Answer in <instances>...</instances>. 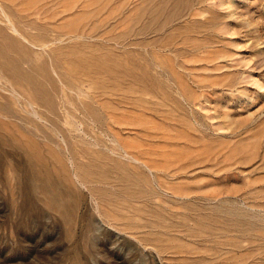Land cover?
I'll return each mask as SVG.
<instances>
[{
  "label": "rangeland",
  "instance_id": "1",
  "mask_svg": "<svg viewBox=\"0 0 264 264\" xmlns=\"http://www.w3.org/2000/svg\"><path fill=\"white\" fill-rule=\"evenodd\" d=\"M149 1H106L99 30L130 40L108 46L130 65L99 76L105 97L74 74L54 114L0 57V264H264V0ZM85 2L50 12L72 29ZM63 40L51 47L104 44Z\"/></svg>",
  "mask_w": 264,
  "mask_h": 264
},
{
  "label": "bare ground",
  "instance_id": "2",
  "mask_svg": "<svg viewBox=\"0 0 264 264\" xmlns=\"http://www.w3.org/2000/svg\"><path fill=\"white\" fill-rule=\"evenodd\" d=\"M57 1H59V2H57ZM9 0V1H7V0H0V4H1V9H2V14H4L3 16L5 17V20L4 19H1L0 20V57L2 58V66H4V67H6V68H4V69H6L5 70V72H7V70L11 73H15V74H13V76H14V80L16 81V83H18V84H21V86H23V84H26V85H29L30 86V88H31V91H30V96L32 97V102H29V103H35V101L36 102H38L39 104H40V106L42 105L43 107H45V109L46 108H48V109H50V111L52 112V113H59V108H58V103H57V101L56 100H58L57 99V96H58V94H59V92L61 93L62 92V89H61V87L62 86H64L65 88H63L64 89V91H67V89L66 88H68V89H74V84H73V82H72V76H75V75H77V76H75L77 79L78 78H80L81 80H83V81H85V83H86V86H89V87H94V90H96V89H98L99 90V88H100V86L102 85L101 84V82H100V75H105V74H107V75H110V76H113L114 75V77L115 76H119V78H123L121 75L122 74H120V75H115L116 74V72H121L124 68V66H121L120 64H121V60H122V58H123V56H121L122 58H121V60H119V61H114V60H112V58H114V54H115V50L113 51V50H110L109 48H108V46L109 45H111L110 43L112 42V41H116V43H119V41L122 39L123 41H122V43H126L127 41H128V39L125 41L123 38H126V36L125 35H123V33H122V35L121 34H119V36H117L116 38L115 37H112L111 36V34L113 33L110 29H109V31H105L104 30V32L102 31V32H100V26L102 25V23H103V21H104V19L105 18H102L101 19V21H99L100 19H99V17H100V15L102 14L103 15V10L107 7L106 5L108 4L105 0H103L104 2L101 4V7L99 8V9H94V10H92V12L91 13H87L86 11H88L87 9H88V7L90 8V6L91 5H86L85 3H87V2H85L82 6H80V10L82 11V14H83V12H84V14L83 15H80L81 14V12H79V13H75L76 14V16L73 18V16H72V18L73 19H69L68 21H67V19L65 20L66 21V23H69V21H70V23L71 22H73V24L75 25V24H77V23H75V21H77V20H80V19H82V21H83V19L85 18L84 16H86V17H90V16H88V15H91V17L92 18H94L95 20V22L96 23H94V21L92 20V18L90 19V21H93L92 22V24H93V26H90V27H88L86 24H83L84 25V28H82V29H80V28H78V27H80V25H82V23L81 24H79V26L77 25V27L76 26H74V25H71L73 28L71 29L70 27L68 28V30H66L67 28L65 27V23L64 22H62V23H60L59 21L61 20V19H58V16H57V13H52L51 14V12H50V9H53V8H51L52 6H55V5H57V4H59V3H62L64 0ZM66 1V0H65ZM85 1H88V0H85ZM95 1V2H94ZM92 0V2L89 0V2H90V4L92 3V6L93 5H95V4H93V3H96V5H97V3H101L102 2V0H100L99 2H97V0ZM110 1H112V2H114V4L115 3H117V0H110ZM118 1H120V0H118ZM149 1V0H148ZM157 1V0H156ZM159 1V0H158ZM162 1V0H161ZM172 2H173V0H171ZM174 1H177V0H174ZM184 1L185 0H183V3H184ZM187 1V0H186ZM37 2H39L38 4H39V6H37ZM88 2V3H89ZM150 2V1H149ZM160 2V1H159ZM168 2H170L169 0H168ZM179 2H181V1H178V2H174V3H179ZM188 2H190L189 0H188ZM188 2L186 3H184V5H182V6H185V4H187V6H188ZM87 3V4H88ZM157 3V2H156ZM155 2H154V4H156ZM163 3H164V5L165 4H167V3H165L164 1H163ZM171 3V2H170ZM169 3V4H170ZM182 3V2H181ZM182 3V4H183ZM34 4H36V5H34ZM145 4H146V2H145ZM150 4V6H148ZM147 6H148V8L149 7H152L153 8V6H154V4H153V6H151L152 4L151 3H149ZM158 4V3H157ZM160 4V3H159ZM158 4V5H159ZM173 4V3H172ZM172 4L170 5L171 7H172ZM33 5H34V7L35 6H37V7H35L34 8V10H31L32 8H33ZM109 5H111L110 3H109ZM174 5H177V4H174ZM180 5V4H179ZM11 6H13V8L14 7H17V8H19V7H21V9H22V7H24V6H28V8H29V10L28 11H30L29 12V16L27 15V16H25V17H21V16H18L17 14H14V13H12V12H10V7ZM32 6V7H31ZM91 6V7H92ZM106 6V7H105ZM146 6V7H147ZM168 6V5H167ZM181 6V5H180ZM30 7H31V9H30ZM159 7V6H158ZM176 7H178V5L176 6ZM186 7V6H185ZM184 7V8H185ZM189 7V6H188ZM188 7H186V10L188 9ZM27 8V7H26ZM26 8L24 9V11H27L26 10ZM147 8V9H148ZM151 8V9H152ZM154 8H156L157 9V11H158V13H159V11H161L162 9H161V7H160V9L158 10V8H157V5H156V7H154ZM162 8H165V6L163 7V5H162ZM183 9V7H180V10H182ZM20 9V10H21ZM70 9H72V8H70ZM70 9H68V10H70ZM156 9H154V10H151V12L152 11H155ZM168 9V8H167ZM167 9H164V12L166 13V11L165 10H167ZM173 9V8H172ZM171 9V10H172ZM178 9V8H177ZM176 8H174L173 9V11H176L177 10ZM16 10V9H15ZM73 10V9H72ZM146 10V9H145ZM179 10V9H178ZM1 11V10H0ZM28 11L26 12V14L28 13ZM54 11V10H53ZM79 11V10H78ZM91 11V10H90ZM94 11V12H93ZM148 11V10H147ZM157 11H155V12H157ZM185 11V10H184ZM183 11V12H184ZM23 12V11H22ZM71 12V11H70ZM150 11H148V13H149ZM167 12H168V10H167ZM61 13V12H60ZM158 13H156V14H158ZM164 13V14H165ZM177 13V12H176ZM176 13H174V14H176ZM182 13V12H181ZM180 13V14H181ZM59 14V13H58ZM151 14V13H150ZM149 14V15H150ZM168 14V13H167ZM169 16H171V11L169 12ZM179 14V15H180ZM70 15V14H69ZM138 15H140V14H138ZM153 15V14H152ZM166 15V14H165ZM142 16H144V15H142ZM141 16V17H142ZM147 17H148V15H146ZM151 16V15H150ZM156 16V15H155ZM154 16V17H155ZM168 16V15H167ZM172 16H173V14H172ZM171 16V17H172ZM183 16V15H182ZM1 17V16H0ZM3 17V18H4ZM68 17V16H67ZM134 17V16H133ZM152 17V16H151ZM153 17V18H154ZM160 17H162V16H160ZM164 17V16H163ZM64 18V17H63ZM62 18V19H63ZM108 18V17H107ZM106 18V19H107ZM148 18H150V17H148ZM148 18H146V19H148ZM157 18H158V16H157ZM168 18H170V17H168ZM45 19H48V20H50V21H45ZM89 19V18H88ZM87 19V20H88ZM98 19V20H97ZM124 19V18H123ZM122 19V20H123ZM131 19H133V18H131ZM152 19V18H151ZM150 19V20H151ZM156 19V18H155ZM158 19H160V18H158ZM157 19V20H158ZM178 19H180L179 17H178ZM84 20H86V19H84ZM99 22H97V21ZM121 20V21H122ZM125 20V19H124ZM149 20V19H148ZM153 21H154V23H155V21L156 20H154V19H152ZM170 20V19H169ZM174 20H177V18H174ZM81 21V22H82ZM110 21V20H109ZM135 21H138V18L137 19H135ZM171 21V20H170ZM59 22V23H58ZM84 22V21H83ZM88 22H89V20H88ZM152 22V21H151ZM122 23V22H121ZM124 23V22H123ZM137 23V22H136ZM135 23V24H136ZM158 22H156V24H157ZM168 23V22H167ZM170 23V22H169ZM174 23V22H173ZM114 24V23H113ZM112 24V25H113ZM146 24H148V23H146ZM161 24V23H160ZM86 25V26H85ZM104 25H106V24H104ZM164 25H166V23L164 24ZM169 26H170V24H168ZM167 25V26H168ZM172 25V24H171ZM67 26V25H66ZM70 26V25H69ZM147 26V25H146ZM148 26H150V25H148ZM157 26V25H156ZM158 26H159V24H158ZM168 26V27H169ZM68 27V26H67ZM164 27V26H163ZM66 28V29H65ZM102 29V28H101ZM119 29V28H118ZM140 29H141V27H140ZM139 29V30H140ZM147 29V28H146ZM149 29V28H148ZM151 29V28H150ZM149 29V30H150ZM152 29H153V25H152ZM159 29H160V27H159ZM158 29V30H159ZM164 29V28H163ZM165 29H166V26H165ZM165 29L163 30V31H165ZM106 30H108V29H106ZM135 31H137L138 32V29H134ZM155 30V29H154ZM156 30H157V28H156ZM154 31V35H156L157 34V32H159V33H161L160 31L162 30V28H161V30H157V31ZM185 30H187L186 28H185ZM141 31V30H140ZM143 31H144V29H143ZM147 31V30H146ZM146 31H144V34H146L147 32ZM151 31V30H150ZM162 31V32H163ZM184 31V30H183ZM112 32V33H111ZM146 32V33H145ZM153 32V31H152ZM151 32V33H152ZM179 32H181V31H179ZM190 32V31H189ZM189 32H187V33H189ZM126 33H127V31H126ZM125 32H124V34H126ZM128 33H130V32H128ZM128 33H127V35H128ZM141 33V32H140ZM164 33V32H163ZM165 33H168L167 31L165 32ZM191 33V32H190ZM135 33H133V35H134ZM138 34H139V32H138ZM143 34V35H144ZM149 34V33H148ZM147 34V35H148ZM114 35V34H113ZM132 35V34H131ZM132 35V36H133ZM137 35V34H136ZM140 35V34H139ZM151 35H153V34H151ZM153 35V36H154ZM158 35V34H157ZM161 35V34H160ZM160 35H158V36H160ZM115 36V35H114ZM130 36V34L128 35V37ZM142 36V35H141ZM74 38V37H76V38H79V39H84V40H97V41H99V39H104L102 42H104V44H102V43H100V42H98V43H92V41H90V42H84V43H79V42H77V43H74V44H71L70 46H69V49L68 50H66V51H63V48L61 47H56V48H53V47H51V46H54V44L55 43H57V42H59V41H65V40H63V39H66V38ZM109 37V38H108ZM140 37V36H139ZM143 37V36H142ZM131 38V37H130ZM138 39H140V38H138ZM77 40V39H76ZM132 40V39H131ZM135 41H137V42H141V41H138V40H136V39H134ZM130 41V40H129ZM128 41V42H129ZM133 41V40H132ZM188 41V40H187ZM121 42V41H120ZM145 42V41H144ZM148 43H150L149 41H147ZM157 42H158V40H157ZM156 42V43H157ZM115 43V42H114ZM113 42H112V45L114 44ZM130 43V42H129ZM133 43V42H132ZM138 43V44H139ZM58 44V43H57ZM145 44V43H144ZM143 44V47L145 46ZM151 44V43H150ZM158 44H160V42L158 43ZM166 44V43H165ZM56 45V44H55ZM118 45H120V44H118ZM122 45V44H121ZM135 45H137V43L135 42ZM134 45V46H135ZM147 45V44H146ZM149 45V44H148ZM147 45V47H150V46H148ZM167 45V44H166ZM116 46V45H115ZM128 46H130V45H128ZM152 46V45H151ZM55 47V46H54ZM112 47V46H111ZM118 47V46H117ZM123 47V46H122ZM131 47H132V45H131ZM146 47V46H145ZM167 47V46H166ZM35 48H40V50H37V49H35ZM114 48V47H113ZM135 48H138V47H135ZM139 48H141V46H139ZM151 48V47H150ZM154 48V47H153ZM156 48V47H155ZM130 49H132V48H130ZM162 49V48H161ZM175 49V48H174ZM139 50V49H138ZM170 50H171V48H170ZM173 50V49H172ZM102 51H105V53H101ZM117 51V50H116ZM131 51V50H130ZM146 51V50H145ZM169 51V50H168ZM113 52H114V54H113ZM178 52H179V50H178ZM178 52H175L174 54H176V53H178ZM183 52V51H182ZM182 52H180L181 54H182ZM132 53V52H131ZM134 53H136V52H134ZM155 53V52H154ZM160 53V52H159ZM184 53V52H183ZM125 54H127V53H125ZM124 54V55H125ZM137 54V53H136ZM139 54V53H138ZM137 54V55H138ZM157 54V53H156ZM112 55H114V56H112ZM137 55H135V56H137ZM155 55V54H154ZM154 55H153V57H154ZM165 55V54H164ZM120 56V55H119ZM148 56V55H147ZM115 57H117V56H115ZM127 57H128V55H127ZM127 57H125L124 56V58H127ZM161 57V56H160ZM39 58H41V61H40V59ZM123 58V60L125 61V63H126V61H127V64H129L128 63V60H125ZM136 58V57H135ZM155 58V57H154ZM129 59V58H128ZM141 59V58H140ZM122 60V61H123ZM130 61H132L131 59H129ZM39 61V62H38ZM124 61L122 62V63H124ZM151 61V60H150ZM158 61V59L155 61V66H157L156 65V62ZM160 61V60H159ZM1 62V61H0ZM134 61H132V63H133ZM136 62V61H135ZM161 62H163V61H161ZM24 63H28L30 66L28 67V68H25V69H22V67H23V64ZM124 63V64H125ZM136 63H139V62H136ZM136 63H134V64H136ZM133 64V65H134ZM140 64V63H139ZM148 64V63H147ZM159 65H160V63H158ZM162 64V63H161ZM126 65V64H125ZM130 65V64H129ZM128 65V66H129ZM144 65H146V64H144ZM163 65V64H162ZM127 66V65H126ZM140 66V65H139ZM147 66V65H146ZM122 67V69H120V71H118L119 70V68H121ZM133 67V66H132ZM138 67V66H137ZM162 67V66H161ZM3 68V67H2ZM134 68V67H133ZM136 68V67H135ZM155 68H159V67H155ZM126 69H128V68H125L124 70H126ZM140 69H142V68H140ZM148 68H146V70H147ZM162 69H163V67H162ZM3 70V69H2ZM144 70H145V68H144ZM143 71L144 73L145 72H147L148 73V70L147 71ZM52 71H54L56 74H57V76H59V78H58V80L59 81H57V80H55L54 78H53V76H52ZM52 72V73H51ZM163 72V71H162ZM3 73H4V70H3ZM113 73H115V74H113ZM2 74V73H1ZM5 74V73H4ZM75 74V75H74ZM149 74V73H148ZM147 74V75H148ZM5 75H7V74H5ZM12 75V74H11ZM106 75V76H107ZM146 75V77H148ZM166 75V74H165ZM56 75H55V78L57 77ZM2 77V76H1ZM8 77V76H7ZM105 76H102V78H104ZM113 77V78H114ZM106 78V77H105ZM112 78V79H113ZM118 78V77H117ZM131 78V77H130ZM133 78V77H132ZM139 78V77H138ZM149 78H150V76H149ZM159 78V77H158ZM6 79V78H5ZM8 79V78H7ZM13 78H11L10 77V80H12ZM109 79V78H108ZM123 79H125V78H123ZM128 79V78H127ZM134 80L132 81L131 79V81L132 82H136V79H135V77L133 78ZM140 79V78H139ZM139 79H137L138 80V82H139ZM145 79V78H144ZM9 80V79H8ZM104 80H106V79H104ZM111 80V79H110ZM109 80V81H110ZM118 80V79H117ZM117 80H115V81H117ZM125 81H126V79H125ZM141 82H142V80H140ZM145 81L146 82H150V81H147L146 79H145ZM145 81H144V83H145ZM10 82V81H9ZM12 82V81H11ZM10 82V83H11ZM74 82H75V80H74ZM78 82H79V80H78ZM104 82V81H103ZM107 82H108V80H107ZM138 82H136V84H139ZM59 83H62L63 85L60 87L59 86ZM81 83H84V82H81ZM105 83V82H104ZM110 83V82H109ZM109 83H105L106 84V86L109 84ZM119 83H123V81H121V82H119ZM12 84H13V82H12ZM17 84V85H18ZM141 84V83H140ZM143 84V83H142ZM146 84V83H145ZM79 85V84H78ZM113 85H115V84H113ZM150 85H154V84H150ZM7 86V85H6ZM12 86V85H11ZM29 86H28V88H29ZM104 86V85H103ZM105 86V87H106ZM102 87V86H101ZM108 87V86H107ZM110 87V86H109ZM112 87L113 86H111V89H112ZM116 87V86H115ZM118 87V86H117ZM116 87V88H117ZM144 87V89H146V87L145 86H143ZM155 87V86H154ZM160 87H162L161 85H160ZM7 88H9V87H7ZM115 88V89H116ZM151 88H152V86H151ZM159 88V87H158ZM11 89V88H10ZM15 90H16V88H14ZM18 89V88H17ZM22 90H23V88H21ZM21 89H19V90H21ZM66 89V90H65ZM84 89H85V87H84ZM90 89V88H89ZM101 89V88H100ZM113 89H114V87H113ZM114 89V90H115ZM148 89H150L149 88V85H148ZM153 89V88H152ZM22 90H21V93H23L22 92ZM26 90V89H25ZM92 90V89H91ZM98 90H97V92H98ZM109 90V89H108ZM118 90V89H117ZM151 90V89H150ZM105 90H100V92H98V94H100L101 92H104ZM107 91V90H106ZM110 91V90H109ZM112 91V90H111ZM116 91V90H115ZM147 91V90H146ZM157 91V90H156ZM73 92V91H72ZM116 92H118V91H116ZM153 91L151 90V92L150 93H152ZM68 93V92H67ZM75 93V92H74ZM105 93V92H104ZM111 93H114V92H111ZM111 93H109V94H111ZM149 93V92H148ZM154 93V92H153ZM152 93V94H153ZM156 93V92H155ZM28 94H29V92H28ZM62 94H63V92H62ZM89 94V93H88ZM80 95V94H79ZM114 95H116V94H114ZM145 95H146V93H145ZM149 95H151V94H149ZM27 96V95H26ZM92 96H93V94H92ZM97 96V93H96V95H95V97ZM100 96H101V94H100ZM102 96H104V95H102ZM101 96V97H102ZM117 96V95H116ZM25 97V96H24ZM63 97V96H62ZM64 97H65V95H64ZM66 97H68V96H66ZM65 97V98H66ZM94 97V96H93ZM97 97H99V96H97ZM105 97V96H104ZM107 97V96H106ZM5 98V97H4ZM69 98V97H68ZM109 98H111V97H109ZM108 98V99H109ZM61 99V98H60ZM92 99V98H91ZM93 99H95V98H93ZM103 99V98H102ZM108 99H106V100H108ZM123 99V98H122ZM11 99H9V100H6V101H10ZM27 100H28V96H27ZM31 100H28V101H31ZM89 100V99H88ZM96 100H98V99H96ZM103 100H105V98L103 99ZM112 100V99H111ZM121 100V99H120ZM90 101V100H89ZM110 101V100H109ZM88 101H86V103H87ZM98 102H100L99 100H98ZM16 103V102H15ZM65 103V102H64ZM67 103V102H66ZM71 103V102H70ZM86 103L84 104V106L86 105ZM14 105V103H11V105ZM36 104V103H35ZM94 104V103H93ZM92 104V105H93ZM38 105V104H37ZM89 104H87V106H88ZM99 105V104H98ZM104 105V104H103ZM102 105V106H103ZM32 106V105H31ZM40 106H39V108H40ZM64 106V105H63ZM87 106H86V108H87ZM95 106H97V105H95ZM4 107H5V105H4ZM16 106H14V108H15ZM43 107H41V108H43ZM65 107V106H64ZM73 107H74V105H73ZM89 107V106H88ZM106 108H108L107 106H105ZM33 108V107H32ZM96 108V107H95ZM95 108H93V109H95ZM102 108H104V107H102ZM101 108V109H102ZM16 109V108H15ZM62 109V108H61ZM65 109V108H64ZM67 109V108H66ZM77 109V108H76ZM88 109V108H87ZM2 110H3V108H2ZM1 110V111H2ZM68 110V109H67ZM66 110V111H67ZM86 109L84 108V111H85ZM90 110V109H89ZM23 111V110H22ZM69 111V110H68ZM78 111V110H77ZM80 111V110H79ZM91 111V110H90ZM95 111V110H94ZM103 111V110H102ZM20 112V111H19ZM26 112V111H25ZM43 112V111H42ZM48 112V111H47ZM62 112V111H61ZM87 112V111H86ZM104 112V111H103ZM7 113V112H6ZM54 113V114H55ZM65 114H66V112H64ZM72 113V112H71ZM38 114V113H37ZM84 114H86V113H84ZM102 114V113H101ZM41 115V114H40ZM39 115V116H40ZM47 115V114H46ZM45 115V116H46ZM97 115H98V113H97ZM66 117H67V115H65ZM88 116V115H87ZM96 116V115H95ZM48 117H49V115H48ZM52 117V116H51ZM57 117H58V115H57ZM86 117V116H85ZM90 118H91V116H89ZM97 117V116H96ZM29 118V117H28ZM40 118H42V117H40ZM56 118V117H55ZM63 118V117H62ZM69 118V117H68ZM39 119V118H38ZM43 119V118H42ZM44 119H45V117H44ZM75 119V118H74ZM87 119V118H86ZM40 120V119H39ZM52 120V119H51ZM44 121V120H43ZM46 121H48V120H46ZM68 121H69V119H68ZM74 121V120H73ZM59 122V121H58ZM63 122V121H62ZM42 123V122H41ZM95 123H97V122H95ZM99 123V122H98ZM97 123V124H98ZM68 124V123H67ZM88 125V124H87ZM96 125V124H95ZM98 126H100V124L98 125ZM55 130H56V128H54ZM104 129V128H103ZM92 130H90V132H91ZM46 133V132H45ZM51 136V135H50ZM91 137V136H90ZM106 137V136H105ZM88 151H89V149H88ZM101 151V150H100ZM102 152V151H101ZM101 152H100V154H101ZM91 153V152H90ZM104 154V153H103ZM103 156V155H102ZM98 157V156H97ZM105 157V156H104ZM108 157V156H107ZM113 158V157H112ZM103 158H100L99 160H102ZM114 159V158H113ZM107 160V159H106ZM103 162H105V161H103ZM115 162V161H114ZM96 163V162H95ZM117 163H118V161H117ZM123 164V163H122ZM97 166V165H96ZM115 166V165H114ZM119 166H121V165H119ZM93 167V166H92ZM117 167V166H116ZM115 167V168H116ZM122 167H124V165L122 166ZM120 168V167H119ZM124 168H126V167H124ZM114 169V168H113ZM93 170V169H92ZM88 171V170H87ZM94 172V171H93ZM97 172V171H96ZM131 172V171H130ZM89 173H90V171H89ZM107 173V172H106ZM87 174H88V172H87ZM94 174V173H93ZM100 173H98L97 175H99ZM89 175V174H88ZM94 175H96V173L94 174ZM102 175V174H101ZM105 175V174H104ZM98 177V176H97ZM102 177H104V176H102ZM107 177H109V176H107ZM120 177V176H119ZM127 177V176H126ZM85 178V177H84ZM87 178V177H86ZM89 178V177H88ZM87 178V179H88ZM101 179V178H100ZM124 179V178H123ZM94 180V179H93ZM104 180H105V178H104ZM107 180V179H106ZM132 180H134V179H132ZM104 182V181H103ZM107 182V181H106ZM105 182V183H106ZM110 182V181H109ZM116 192V191H115ZM186 198V197H185Z\"/></svg>",
  "mask_w": 264,
  "mask_h": 264
}]
</instances>
